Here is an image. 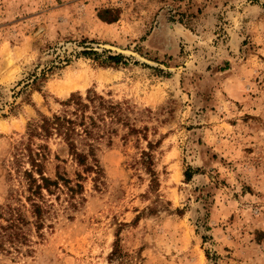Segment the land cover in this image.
<instances>
[{
    "label": "rangeland",
    "instance_id": "rangeland-1",
    "mask_svg": "<svg viewBox=\"0 0 264 264\" xmlns=\"http://www.w3.org/2000/svg\"><path fill=\"white\" fill-rule=\"evenodd\" d=\"M54 114L84 163L42 134ZM28 147L62 178L30 200ZM16 212L0 264H264V0H0V225Z\"/></svg>",
    "mask_w": 264,
    "mask_h": 264
},
{
    "label": "trees",
    "instance_id": "trees-1",
    "mask_svg": "<svg viewBox=\"0 0 264 264\" xmlns=\"http://www.w3.org/2000/svg\"><path fill=\"white\" fill-rule=\"evenodd\" d=\"M69 102L76 104L77 107H86V104L82 102L78 95L71 97L65 101L64 104H69ZM74 123L73 119L65 115L54 114L52 118L41 119V123L38 127L42 130L43 135L52 133V130L55 131V133L62 134L77 161L79 163H84L85 154L75 151L74 143L71 140V135L74 131ZM33 132L34 130L32 129L31 134ZM27 155L30 162V169H25L23 173L27 182V190L30 192V195H27V198L30 200L31 196H40L42 189L51 192L50 186L58 187L57 179L62 178L58 176L57 179H50L49 177L43 175L41 164L38 159V157L42 156L39 150L34 153L30 147H28ZM33 172L37 173V178L33 175ZM31 204V212L33 216L36 217V219H40L42 214L41 205L33 201ZM10 210L12 211V209ZM15 214L16 215H12V217L7 220L8 223L6 225H0L2 230H6L7 228L11 229L10 232H7L5 235V237H8L9 239L18 236L15 228L17 226V222L23 221L20 212H16ZM38 226H40V223H38Z\"/></svg>",
    "mask_w": 264,
    "mask_h": 264
},
{
    "label": "bare ground",
    "instance_id": "bare-ground-1",
    "mask_svg": "<svg viewBox=\"0 0 264 264\" xmlns=\"http://www.w3.org/2000/svg\"><path fill=\"white\" fill-rule=\"evenodd\" d=\"M72 85H74V83H68V84H65L64 86H63V89L66 91V90H68ZM61 88V87H60Z\"/></svg>",
    "mask_w": 264,
    "mask_h": 264
}]
</instances>
